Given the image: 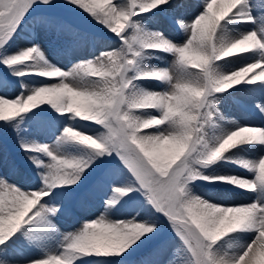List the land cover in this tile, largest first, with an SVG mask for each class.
<instances>
[{
	"label": "snow or ice",
	"instance_id": "6c2138e0",
	"mask_svg": "<svg viewBox=\"0 0 264 264\" xmlns=\"http://www.w3.org/2000/svg\"><path fill=\"white\" fill-rule=\"evenodd\" d=\"M58 8L115 46L65 70L48 48L84 36ZM161 18L184 39L154 28ZM165 54L172 64L154 67ZM247 86L264 96V0H0V264H264V155L247 158L264 150V126H226L220 109ZM198 185L250 202H213ZM98 189L99 214L61 232L58 218Z\"/></svg>",
	"mask_w": 264,
	"mask_h": 264
},
{
	"label": "rangeland",
	"instance_id": "374dc122",
	"mask_svg": "<svg viewBox=\"0 0 264 264\" xmlns=\"http://www.w3.org/2000/svg\"><path fill=\"white\" fill-rule=\"evenodd\" d=\"M61 2H62V0H57V3H61ZM191 2H195V1H190V3ZM54 11L56 13L64 16L65 20L68 23H70L74 29L79 31L84 36V39L79 41V42L74 43V36H73L72 32H62L59 36V39L56 41V49L57 50L54 51L53 48H48V55L51 57L53 62L58 63L62 58H64L65 55H67L70 52L73 54L77 53L78 50H73V46L82 47V50L84 51V54L82 56H80V58H82V59L91 58L92 55L97 54L98 50H104V49L108 48L109 46H115L113 44V41L105 39L104 34L107 30L101 31L102 26L96 25V22L94 20H92L91 17H87L86 20H82L81 18L72 16V15L66 13V11L64 9L58 8V9H55ZM257 15H259V13H257ZM153 27L156 29L163 30L171 38H175L176 37L175 35H177L170 28L169 22H166L165 27H160V26H157L155 24H153ZM232 27L233 26H230V34H231V28ZM240 28L245 30V31L250 30L248 27H245L243 25L240 26ZM91 29H94V31H92ZM88 34L91 35L90 39L88 38ZM67 36H69L70 38H67ZM179 36H182V38L184 39L183 35H179ZM54 38H55V33L53 32L52 36L48 37V39L51 40ZM18 44L20 46H27L25 44V41L22 39L18 40ZM89 44H92V45H89ZM45 47H48L47 43H45ZM76 62H78V61L76 60L72 63H70V62H68V63H70L69 65H72ZM151 63L153 64L154 67H158V65L160 67L161 60H159V64H158V60H153V61H151ZM194 71H197V70L194 69ZM248 75L250 76V75H252V73L250 72ZM156 84L157 83H155V82H151V83L145 84V86L149 88V86L156 85ZM153 90H154V88H153ZM236 93H238V92H236ZM236 93H234L233 96H231V97H223L221 101L226 102L227 105H229V106L231 105L233 108H235V106H237V104H238L239 106L242 107V110L244 109L243 110L244 112L249 113L250 112V105L245 103V95H238ZM248 100L250 102H255L254 96L252 98H249ZM235 101L237 103L236 105H234V103H233ZM246 105H248L249 107H247ZM236 109L239 110L238 107H236ZM81 123L89 124L90 127L92 126L90 122L81 121ZM32 127L35 130L36 125H33ZM94 127H95L96 131L102 130L99 128V126H94ZM34 138H38V139L43 140L44 142L51 143V141L55 137L51 136V135H45V134L40 133V132H34ZM4 143L9 149H11L13 151L14 155H16L19 159L24 160L23 153L17 151L15 148V144L13 142L11 133L7 137L4 138ZM258 159L259 158H257V160ZM229 169L232 171H235L234 173H236V174H238V173L240 175L247 174V173H244L246 170H241V169L234 168V167H229ZM223 170H225V169H221L220 171H223ZM195 191H197L198 194H203L206 199H208V198L212 199L213 202H219L220 203L221 201H228V200L233 199V202L230 205L238 204L239 202H236V201L238 199H241V200L245 199L246 198L245 195H247L246 193L243 192V190H241V192H230L227 194L208 193L206 191L205 187L202 185H198L197 188L195 189ZM102 195H103V190L98 189L91 197H89V200L91 202L89 206H85L83 203L72 202L70 205V207L72 209L71 214H65V215L61 216L60 218H58L56 223L58 224V222L60 220L63 223L62 227L64 229L68 230L67 232L75 231L76 229H78L81 226L82 218H84V217H90L91 218L92 216L99 214L98 212H92V208L93 207H96V208L99 207V205L101 204L100 197ZM168 237H169V243H170L169 252H171L175 247L178 246V241L176 240L174 235L171 234L170 231L168 233ZM23 248H24V246L21 245V249H23ZM18 254H20V253L18 252ZM31 254L41 256V257L43 255V253L39 252L38 250L31 253ZM173 258H174V260L177 259V257H175V256H173ZM165 259H166V257H165Z\"/></svg>",
	"mask_w": 264,
	"mask_h": 264
},
{
	"label": "bare ground",
	"instance_id": "6f19581e",
	"mask_svg": "<svg viewBox=\"0 0 264 264\" xmlns=\"http://www.w3.org/2000/svg\"><path fill=\"white\" fill-rule=\"evenodd\" d=\"M207 2H208V0H197V1L191 2V3L200 5V4H206ZM188 18L189 19L191 18V13H189ZM166 22L167 21L165 19L161 18L158 22H156L154 24L157 25V26H160V27H165ZM253 27H256V26L254 25ZM249 29L252 30L251 28H249ZM240 32H245V30L241 29L240 27H237L236 30H235V33L231 32V34L238 35ZM175 36H176L175 38H172L173 40H175L177 42H180V41L183 40L182 36H179V35H175ZM83 54H84V51L82 49H80L79 53H75L72 56H65L62 59L60 58L61 60L57 64L60 65V66L64 65L65 70H67V68H70L72 66V65H69V64L74 62V61H76V59H73L72 57H74V56H79L80 57ZM246 55H250V54H246ZM67 60H70L71 62L68 63ZM173 60H174V57L171 54H165L163 56V58H162L161 63H160V67H168V66H170L172 64ZM252 62H253L252 58H250V59H248L246 61H236L233 65H230L229 67H231L233 70H238L239 67L245 66V64L252 63ZM260 70L261 69H253V72L258 75ZM257 83H260V81H257ZM236 87H239V85H237ZM250 87H252V86H247L244 90L239 91L236 94L245 95V103L250 105L251 114L250 113H246V112L242 111L241 109L237 110L236 107H238V106H235V108H233L231 105L230 106L227 105L226 102L220 101V109H221V111L224 113V115L226 117V122H225L226 126H231V122L232 121H235V122L239 123L241 126H244V125L264 126V119H262V114L259 111V106L260 105H264V96H261L259 93H256L254 95L249 94L247 89L250 88ZM149 88L152 89V90L154 88L155 91H162L163 90L162 87L159 84L151 85V86H149ZM253 96L255 98V102H250L248 99L252 98ZM233 103H234V105H236V102H233ZM246 106L249 107L248 105H246ZM260 155H264V150H261V149L258 148L255 152H252L251 154H249L247 156V158L257 159V158L260 157ZM223 171L230 172V173H234L235 172V171L230 170L229 168H226ZM244 173H247V172L245 171ZM245 175L249 176L251 174L247 173ZM245 197H246L245 199H243V200L238 199L236 202H239L238 204L250 202V198H249L248 194L245 195ZM232 202H233V199L232 200H228V201H221L220 203H224L226 205H230ZM96 215H98V214H96ZM62 226H63V223L59 220V222L57 224V227L61 230V232L67 233L68 230L64 229ZM19 256H20V254H17V258L18 259H19ZM20 264H23L22 260H21Z\"/></svg>",
	"mask_w": 264,
	"mask_h": 264
}]
</instances>
